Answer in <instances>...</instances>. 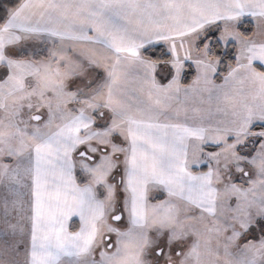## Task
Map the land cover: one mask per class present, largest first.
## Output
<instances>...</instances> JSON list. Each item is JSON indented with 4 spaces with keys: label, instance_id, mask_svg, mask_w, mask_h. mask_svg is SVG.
Returning <instances> with one entry per match:
<instances>
[{
    "label": "snow or ice",
    "instance_id": "snow-or-ice-1",
    "mask_svg": "<svg viewBox=\"0 0 264 264\" xmlns=\"http://www.w3.org/2000/svg\"><path fill=\"white\" fill-rule=\"evenodd\" d=\"M0 213V264H264V0L7 8Z\"/></svg>",
    "mask_w": 264,
    "mask_h": 264
},
{
    "label": "trees",
    "instance_id": "trees-1",
    "mask_svg": "<svg viewBox=\"0 0 264 264\" xmlns=\"http://www.w3.org/2000/svg\"><path fill=\"white\" fill-rule=\"evenodd\" d=\"M17 2V0H0V15H3L5 10L7 8H10L12 6L15 5V3ZM249 27H252L251 25ZM166 51V48L162 45H157L153 50H152V54L154 55V57H160L163 55V53ZM194 75V71H190L188 73L187 76V81L186 82H190L192 77ZM206 170V169H205Z\"/></svg>",
    "mask_w": 264,
    "mask_h": 264
},
{
    "label": "rangeland",
    "instance_id": "rangeland-1",
    "mask_svg": "<svg viewBox=\"0 0 264 264\" xmlns=\"http://www.w3.org/2000/svg\"><path fill=\"white\" fill-rule=\"evenodd\" d=\"M249 26H250L249 24L244 25L245 28H249ZM161 45L165 47V45H163V44H161ZM91 75H95V73H91ZM217 82L219 83L220 81L218 80ZM6 227H7V225L3 221L2 213H0V229H4ZM10 240H11L10 236L0 238V245H3L4 241L10 242ZM0 250H2V249H0ZM3 258L8 259V256L5 254Z\"/></svg>",
    "mask_w": 264,
    "mask_h": 264
},
{
    "label": "crops",
    "instance_id": "crops-1",
    "mask_svg": "<svg viewBox=\"0 0 264 264\" xmlns=\"http://www.w3.org/2000/svg\"><path fill=\"white\" fill-rule=\"evenodd\" d=\"M165 48H166V46H165Z\"/></svg>",
    "mask_w": 264,
    "mask_h": 264
}]
</instances>
